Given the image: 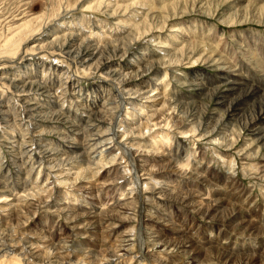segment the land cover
I'll use <instances>...</instances> for the list:
<instances>
[{"label":"rangeland","instance_id":"1","mask_svg":"<svg viewBox=\"0 0 264 264\" xmlns=\"http://www.w3.org/2000/svg\"><path fill=\"white\" fill-rule=\"evenodd\" d=\"M175 1L179 0H0V264H191L192 261L194 264H264V146L257 141L254 143L253 132L247 124L246 114H249L251 106L242 112L243 116L245 115L243 118L242 114L239 115L241 119L233 118L227 112V107L218 105V96L223 94L227 85L220 84L215 88L216 98L211 97L214 96L211 93L213 90L209 91L210 94L205 92L201 95L196 86V82L209 86L210 80L217 73L215 67L205 60L207 56L218 52L213 51L209 45L210 37L212 44L220 42L221 52L233 54L229 57L239 68L244 67L247 76L261 79L263 77L260 75L261 71L254 75L256 70L248 73L245 69L247 68L245 64H250L252 58L246 56L243 48L240 49L235 43L241 39L244 40L241 41L242 45L246 46L249 40L255 41L258 44L253 46L257 47L256 59L262 58L264 23L249 21L241 25H231L224 22L221 17L223 11L225 13L231 11L227 8L229 2L217 1L215 4L208 2L203 7L202 4L206 0H183V5L178 11L179 13L186 11L188 14L173 21L165 20L168 27L163 30L156 29L159 32L143 35L132 25L141 20H150L158 13L169 16L170 10L164 11V6ZM256 2L264 5V0H255L254 3ZM150 5L153 9H150ZM117 6L121 8L117 9ZM158 6L162 8L159 9ZM135 13L140 18L135 17ZM158 21L151 18L149 23L156 27ZM190 21L197 30L195 33L189 30L191 33L189 41L197 42L199 50L196 53H189L183 63L172 57L166 60V63L148 71L146 76H132L133 82L130 85H122L120 82L122 78L119 76L107 75L110 68L127 72L125 65L132 57H135L139 64L141 61L164 59L166 56L159 41L165 40L163 37L170 33L173 26L174 29L180 30V27ZM208 26L211 27L210 30ZM55 29L61 31V35L64 33L74 35L73 42H76L78 50L86 51L88 47L92 49L98 46L102 58L99 61L111 60L113 66L107 68L103 64H98V61L93 66L95 60L81 65L83 59L65 55L63 49L57 50L56 45H49L48 33ZM252 35L256 37L253 38ZM154 37L158 39L155 40ZM19 40L22 44V47L19 44L20 50L17 48ZM187 57H190V60ZM22 81H33L43 88L32 90L28 92L29 95L24 96L16 88L21 86ZM146 88L149 92L144 96L149 98L138 95L137 99H129L127 97L129 94L124 90L141 91ZM163 100L168 102L169 106L163 111L167 114L165 113L161 125L154 126L155 121H151L149 128L151 131L147 133L148 128H145L143 136L137 129L133 130L139 124L150 120L153 113H158ZM27 101L41 105L46 112L51 111L49 119L42 122V118L33 117L28 111L30 105ZM107 101H113L114 105ZM132 102L138 110L141 108L140 111L136 110L138 113L133 118L128 114L134 110L130 109L129 103ZM154 103H158V106H151ZM180 103L186 104L184 108L181 109ZM100 105L106 107L112 105L114 112L116 111L115 120L101 119L103 121L101 123V120L91 116L92 120L88 122L86 112L96 110ZM198 111L205 113L200 125L197 124ZM125 117L130 121L123 126L121 122ZM260 125L264 128V123ZM94 127L101 129L103 133L109 132L108 134L116 131L119 135L118 141L126 142L130 147L135 146L133 158L136 160L140 150H153L152 152L156 154L157 152L170 154L172 151L180 162L177 167H182V172L185 171L182 173L183 177L174 171L172 162L167 163L166 156L153 153L155 157H149V167L154 172L151 173L154 175L162 171L167 183L152 181L150 189L144 187L141 193L153 196L156 202H141L136 195V186L130 183L135 178L136 170L128 161L129 155L115 142L106 146L102 138L92 140L97 138V135H93L89 128L96 132ZM125 129L128 130L127 134ZM160 130L168 131L173 141L166 143L167 140H162L160 144L166 143L165 145L158 143L161 148L150 149L153 145L151 138ZM211 131L213 134L209 135ZM79 136H83L84 141L87 140L85 145L87 144L90 154L85 158L89 160L83 156H76L80 152L82 155L84 149L71 152L65 147L75 139H80ZM250 139L254 144L250 145ZM223 141L224 144L221 143ZM138 143L141 144L140 150ZM229 143L235 144L232 147ZM44 146L65 153L58 157L59 160L49 162ZM90 148H94L91 149L93 153ZM242 149L245 150L240 152ZM63 156L76 160L71 158L65 163L62 160ZM135 162L140 169L139 162ZM101 163L108 164L102 166ZM109 165L119 167L120 174L116 175L118 171L109 174L107 171L113 169ZM72 166L74 167L71 168ZM85 168L87 171H84ZM187 172L191 173V176H188ZM226 172L234 176L227 180L230 181L227 184L220 180ZM204 175H207V181L202 178ZM215 177L218 178L214 179ZM62 180L67 182L64 183ZM175 187L176 191L182 194L191 193L189 198H192V202L203 201L202 204L206 205L207 199L212 204L217 200L221 212L218 211L216 215H219L211 219V216H205L202 210L198 211L191 201L189 202L192 206L189 202L190 205L182 204L174 198L170 200L168 196L159 194L160 189L169 191ZM224 188L232 193L227 195L221 193ZM36 191L40 193L39 196ZM17 202L24 205V208L18 209V214L12 215ZM28 204H32V207L26 208ZM92 207L100 212L96 219L88 217ZM144 211L147 213L154 211L157 218L151 219H155L153 224L142 221L145 220L142 219ZM76 213H85L86 216L72 218ZM145 226L147 228L153 226L155 231L161 232L164 235L163 240L172 245L170 249L163 251L154 247L155 249L152 248L153 251L146 257ZM129 233H132L130 236L132 239L130 243L128 242L126 250L123 253L115 252L122 243L121 237ZM41 237L45 239L42 240ZM188 242H194L195 245L198 243L197 247H194L196 256L181 253L180 247ZM56 255L65 258L56 260Z\"/></svg>","mask_w":264,"mask_h":264},{"label":"bare ground","instance_id":"2","mask_svg":"<svg viewBox=\"0 0 264 264\" xmlns=\"http://www.w3.org/2000/svg\"><path fill=\"white\" fill-rule=\"evenodd\" d=\"M109 1V0H108ZM217 1H223V2H229V4H228V6H227V8H228V10H231V11H228V13H225L224 11H223V13H222V15H221V17H223V21L224 22H226V23H229V24H231V25H241L242 23H245V22H249V21H256L257 23H259V22H261V23H264V5H259L258 4V2H256V3H254V1L255 0H253V2H247V0L246 1H244V0H206V2L204 3L203 1V4H202V6L203 7H205V5H207V3L209 2H214V4H215V2H217ZM252 1V0H251ZM191 2V1H190ZM261 2V1H260ZM259 2V3H260ZM183 3V0H179V1H175V3H173V4H171V5H165L164 7V11H167V10H170V13H169V16L168 15H160L159 13L158 14H156V15H151L152 17V19H158L159 21L157 22V25H156V27H153V24L152 23H149V21L151 20V18H150V20H147L146 18H147V16H146V21L144 20H141V21H138V22H136V23H134V24H132L133 26H134V28L136 29V30H138L141 34H143V35H147V34H149V33H151V32H159V31H156V29H161V30H163V29H165V28H167L168 26L166 25V23H165V20L166 21H169V19H170V21L172 20H175V19H180V18H183L184 17V15H187L188 13L186 12V11H182L181 13H179V11H178V9L179 8H181L182 7V4ZM200 3V2H199ZM231 3V4H230ZM133 4H138V3H136V2H133ZM145 4V3H144ZM155 4V3H154ZM189 4V3H188ZM107 5V4H106ZM109 5V4H108ZM139 5V4H138ZM213 5V4H212ZM140 6V5H139ZM191 6V5H190ZM115 7V6H114ZM143 7V6H142ZM141 7V8H142ZM146 7V6H145ZM147 7H149V6H147ZM188 7V6H187ZM117 9H120L121 7L119 6H117L116 7ZM140 8V7H139ZM144 8V7H143ZM158 8L160 9V8H162V7H159L158 6ZM111 9V8H110ZM150 9H153V8H151V5H150ZM149 9V10H150ZM158 9V10H159ZM186 9V8H185ZM188 9V8H187ZM199 9V8H198ZM140 10V9H139ZM142 10H145V9H142ZM147 10V9H146ZM121 11V10H120ZM136 11V10H135ZM152 11V10H151ZM160 11V10H159ZM164 11H162L163 13H165ZM194 12V11H193ZM207 12V11H206ZM205 12V13H206ZM139 13V12H138ZM209 13V12H208ZM144 14V13H143ZM149 14V13H148ZM141 15V14H140ZM134 16L135 17H138V18H140V16L137 14V13H135L134 14ZM133 16V17H134ZM142 17V16H141ZM195 22H196V20H194ZM198 23H199V21H198ZM116 24H118V23H116ZM175 24V23H174ZM200 24V23H199ZM204 25V24H203ZM181 26V25H180ZM207 26V25H206ZM174 27V26H173ZM171 28V31H170V33L167 35V36H165V37H163L165 40L164 41H162V42H160L159 41V44H160V47L162 48V50H163V52H164V56H166L164 59H159V60H151V61H148V62H142L141 61V63L139 64V63H137V59L135 60L134 58L135 57H132V58H130V60H129V63H127L126 65H125V69H128V71L127 72H124V70H121V69H117V68H114V69H111L110 67H112L113 65H112V63H111V60H108V61H99L100 60V58H101V54L99 55V47L98 46H96L95 48H92V49H90L89 47L86 49V51H82V49L81 50H78L79 49V47L77 46V44H76V42H73V41H75V36L74 35H72V34H66V33H64V35H61L60 34V32L61 31H59L58 29H55L53 32H51V33H48V39H49V42H48V44L50 45V44H54V46L56 45V48H57V50H58V48L60 49L61 48V50L63 51V52H65V55L67 54V55H70V56H74V57H78L79 59H83V62L81 61L80 62V64L81 65H83V64H86L85 62H89V61H93V60H95V62L93 61V66H95L94 65V63H97V61H98V64H103L105 67H109L110 68V70L108 71V73H107V75L109 76H113V77H115V76H119V78H122V79H120V82L122 83V85H130V84H132V82H133V80H132V76L133 77H138V76H146L147 75V72L148 71H152L153 69H155L157 66H160L161 64H164V63H166V60H168V59H171L172 57H176L177 59H176V61L177 60H179V63L182 61V63H183V61H184V59H186L185 57L189 54V53H196L198 50H199V46L197 45V42L195 43V42H191V41H189V39H191V35H189V34H191V33H189V30H191L192 32H194L195 30H197L196 29V27H195V25H194V23L192 22V21H190V22H187L183 27H180V30L178 29V30H176V29H174V28ZM176 27V26H175ZM204 28H205V26H204ZM54 29V28H53ZM200 29V28H199ZM208 29L210 30L211 29V27L210 26H208ZM35 30V29H34ZM66 30V29H65ZM169 30V29H168ZM36 31V30H35ZM137 31V32H138ZM204 30H202V32H203ZM20 32V31H19ZM30 32V31H29ZM63 32V31H62ZM138 32V33H139ZM201 32V33H202ZM195 33V32H194ZM198 33H200V32H198ZM17 35V34H16ZM28 35V34H27ZM193 36H194V34H192ZM215 35H216V33H215ZM246 34H244V36H245ZM192 36V37H193ZM204 36V35H203ZM217 36H219L218 34H217ZM241 36V35H240ZM239 36V37H240ZM14 37V36H13ZM18 37V36H17ZM131 37V36H130ZM210 37V36H209ZM216 37V36H215ZM252 37H253V35H252ZM254 37H256V36H254ZM253 37V38H254ZM26 38V37H25ZM27 38H28V36H27ZM212 37H210V39H211ZM223 38V37H222ZM242 38V37H241ZM8 39V38H7ZM12 39V38H11ZM131 39V38H130ZM153 39H155V40H157L158 38H156V37H154ZM175 40V41H171V40ZM180 39H182L181 41H180ZM201 39V38H200ZM206 39V38H205ZM210 39H208V43H210L209 45H211V48H212V50L214 51V50H217L218 52H215V54H213V55H209V56H207L206 57V59L205 60H208V62L209 63H211V66H213V67H215V70L217 71V73L214 75V77L210 80V82H209V86H206V85H202V83H200V82H196V86H197V89H198V91H199V93H201V95H203L205 92H207L206 94H210L209 93V91H211V90H213L211 93L214 95V96H211L212 98L213 97H215V96H217L216 95V92L217 91H215V88H217L218 87V85H220V84H225V85H227V88L224 90V92H223V94L222 95H220V96H218L219 98H218V105H221L222 107H227V112H229V114H230V116L231 117H237V118H239V119H241L240 117H239V115H241L242 114V112H244L245 111V109H246V107L247 108H249L250 109V106H251V109H250V111H249V114H251V116H249V114H246L247 115V124H248V126H250L251 127V131L253 132L252 134H253V138L252 139H255L254 140V143H255V141H257V143L258 142H260V143H262V146H264V128L260 125L261 123H264V54H262L261 55V53H260V55L261 56H263L262 58L260 57V58H258V59H256V56L258 57V53H257V47L256 48H254L253 46L254 45H258V44H256V42L254 41V42H252L251 40H249L248 41V43L247 44H245L246 46H243L242 45V43H241V41H244V40H241V39H239V40H236V43L235 44H237V45H239L240 46V49L241 48H243V52H245L244 54L246 55V56H249L250 58H252V59H250L251 61V63L250 64H245V66H247V68H245L247 71H248V73H250V72H252L253 71V69L254 70H256L257 72H255L254 73V75H256V73H258V71H261L260 72V75L262 74L263 75V77H261V79H256V77H255V79H252L253 78V76H252V78H250L249 76H247V72L245 71L244 72V70H243V68L242 67H238L237 65H235V63H233V61H232V59H231V57H229L230 55H233L231 52L229 53V55L228 54H226V53H223V52H221V50H220V42L218 41V44L216 43H213L212 44V42H210ZM214 39V38H213ZM224 39V38H223ZM238 39V38H237ZM243 39V38H242ZM257 39V38H256ZM204 40V39H203ZM212 40V39H211ZM220 41H221V38L219 39ZM225 40V39H224ZM8 41V40H7ZM86 41V40H85ZM84 41V42H85ZM206 41V40H205ZM6 42V41H5ZM23 42V41H22ZM199 42H200V40H199ZM204 42V41H203ZM225 42V44H226V41H224ZM261 42V41H260ZM18 43V42H17ZM200 43H202V42H200ZM262 43V42H261ZM20 40H19V43H18V46H17V48L19 49L20 47V45H21V47H22V44H20ZM85 44V43H84ZM87 44V43H86ZM215 44V45H214ZM17 45V44H16ZM69 45V46H68ZM81 45V44H80ZM259 45H261V44H259ZM5 46H3V48H4ZM11 47V46H10ZM85 47V46H84ZM220 47V48H219ZM49 48H51V47H49ZM117 48V47H116ZM208 48H210V46L208 47ZM222 48H223V46H222ZM55 49V48H54ZM237 49V48H236ZM4 50V49H3ZM20 50V49H19ZM66 50V51H65ZM225 50V49H224ZM232 50V52H234L233 51V49H231ZM223 51V50H222ZM259 51V50H258ZM16 52H17V50H16ZM114 52H115V50H114ZM152 52V51H151ZM225 52V51H224ZM229 52V51H228ZM238 52V51H237ZM264 52V51H263ZM19 53V52H18ZM145 53H146V51H145ZM151 54V53H150ZM201 54V53H200ZM1 55V54H0ZM9 55V57H10V53L8 54ZM153 55V54H152ZM190 55V54H189ZM235 55V54H234ZM7 56V55H6ZM115 56V55H114ZM193 56V55H192ZM194 56H195V54H194ZM197 56V55H196ZM8 57V58H9ZM12 57V56H11ZM142 57V56H141ZM146 57V56H145ZM151 57H153V56H151ZM234 57V56H233ZM77 58V59H78ZM104 58V57H103ZM139 58V57H138ZM190 57H187V59H189ZM191 58H195V57H191ZM204 58H205V56H204ZM102 59V58H101ZM235 59V58H234ZM241 59V58H240ZM190 60V59H189ZM236 60V59H235ZM243 60V59H242ZM188 61V60H187ZM192 61V60H191ZM200 61H201V59H200ZM193 62H195V61H193ZM198 62V61H197ZM235 62V61H234ZM169 64L170 63H172V62H168ZM187 63V62H186ZM188 63H189V61H188ZM196 63V62H195ZM190 64V63H189ZM194 64V63H193ZM89 65V64H88ZM87 65V66H88ZM92 65V64H91ZM97 65V64H96ZM131 66H133V67H131ZM92 67V66H91ZM28 68V67H27ZM102 68V67H101ZM133 68V69H132ZM96 69V68H95ZM98 73V72H97ZM105 73V72H104ZM193 74H195V76L197 75V73H193ZM253 74V73H252ZM258 75V74H257ZM194 76V77H195ZM259 76V75H258ZM8 79V78H7ZM116 80H119L118 78H115ZM0 80H1V78H0ZM19 80V79H18ZM16 82H17V80H15ZM19 82V81H18ZM12 83V82H11ZM18 85V84H17ZM125 87V86H124ZM212 89H211V88ZM16 88L19 90V91H21L23 94L22 95H24V96H26V95H29L28 94V92H30V91H32V90H35V89H42L43 87L41 86V85H39L38 83H36V82H33V81H31V82H28V81H22L21 82V86H16ZM128 94H129V96H127L129 99H137V96L139 95V96H142L143 98H147L148 96H144V95H146L149 91H148V89L146 88V90H141V91H139V90H132V89H130V90H126V89H124ZM217 90V89H216ZM221 91V90H220ZM107 92V91H106ZM126 92H124V93H126ZM27 93V94H26ZM110 94V93H109ZM211 94V95H212ZM125 95V94H124ZM138 96V97H139ZM205 96V95H204ZM141 97V98H142ZM108 98H110V97H108ZM149 98V97H148ZM216 98V97H215ZM126 100V99H125ZM159 100V99H158ZM105 101V100H104ZM164 101V100H163ZM28 102V101H27ZM107 102H109L110 104H113V101H107ZM141 102V101H140ZM152 102H157V101H152ZM7 103V102H6ZM106 103V102H105ZM123 103H124V100H123ZM163 103V105H162V107H161V110H159V112L158 113H153L152 114V117H148L150 120H147V121H145L144 123H141V124H139L138 126H136V127H134L133 128V130L134 129H137L138 131H139V134L140 135H142V133L144 132V129L145 128H148V131H147V133L148 132H150L151 131V129H149L150 128V125H151V121H155V124H154V126L155 125H161L160 123H162L163 122V118H164V115H165V113L166 112H163V111H166L167 110V108H168V106H169V104H168V102H162ZM178 103V102H177ZM129 104H131V107H130V109L132 108V109H134L133 110V112L130 114V113H128L132 118L133 117H135L136 115H137V111H140V109L138 110L137 108V106H133L134 105V103L132 102V103H129ZM158 103H154L153 105H151V106H156ZM171 104V103H170ZM175 104V103H174ZM179 104V103H178ZM180 104H182V103H180ZM195 104V103H194ZM28 105H30V108L28 109V111H29V113H32L31 115L33 116V117H36V118H42V122L44 121H47L48 119H49V114H51V111H48V112H46V111H44V109H42L43 107L41 106V105H37V103H31L30 101L28 102ZM105 105H107V103L105 104ZM114 105V104H113ZM184 105H186V104H182V106H181V109L182 108H184ZM188 105V104H187ZM217 105V106H218ZM3 106H6V104H3ZM8 106V105H7ZM10 106V105H9ZM158 106V105H157ZM29 107V106H28ZM195 107V106H194ZM119 108V107H118ZM176 108H177V106H176ZM178 108H179V106H178ZM221 108V107H220ZM187 109V108H186ZM87 110V109H86ZM114 110L115 109H113V107H112V105H111V107H106V106H97L96 107V110H89L88 112H86V113H88V114H86V115H88L87 116V121L89 122L90 120H92V118H91V116H94V117H96L97 119H99V120H101V119H105V121H108V120H112V119H114V114H115V112H114ZM137 110V111H136ZM189 110H191V109H189ZM223 110V109H222ZM175 112H176V110H174ZM173 111V112H174ZM225 111V110H224ZM4 112L5 111H3V114L2 115H4ZM118 112V111H117ZM119 112H120V110H119ZM119 112L117 113V114H119ZM157 112V111H156ZM121 113V112H120ZM188 113V112H187ZM9 114V113H8ZM167 114V113H166ZM176 114V113H175ZM195 114H196V112H195ZM204 114L205 113H203V112H201V111H198L197 112V116H198V120H199V122L197 123V124H199L200 125V123L202 124V119H204ZM226 114H228V113H226ZM228 114V115H229ZM244 114V113H243ZM243 114L241 115V117L243 118L244 116H243ZM52 115H53V113H52ZM116 116V115H115ZM151 116V115H150ZM32 117V118H33ZM119 117V116H118ZM35 118V119H36ZM69 118V117H68ZM80 118V117H79ZM121 118V117H120ZM119 119V118H118ZM118 119H116V121H118ZM167 119V118H166ZM172 119H173V117H172ZM197 119V118H196ZM232 119V118H231ZM14 120V119H13ZM16 120V119H15ZM14 120V121H15ZM19 120V119H18ZM115 120V119H114ZM120 120V119H119ZM130 121V119H126V117H125V119L124 120H122V124H123V126L125 125V124H127V121ZM233 120V119H232ZM6 121H7V119H6ZM53 121V120H52ZM102 121V120H101ZM104 121V122H105ZM49 122V121H48ZM96 122V121H95ZM100 122V121H99ZM240 122V121H239ZM47 123V122H46ZM101 123H103V121L101 122ZM166 123V122H165ZM242 123V122H241ZM87 124V123H86ZM92 125V124H91ZM95 125V124H94ZM103 125V124H102ZM102 125H98V126H102ZM136 125V124H135ZM206 125H207V123H206ZM211 125V124H210ZM37 126V125H36ZM98 126L96 127V128H98ZM122 126V127H123ZM195 126H197V125H195ZM89 127H91V126H89ZM180 127V126H179ZM178 127V128H179ZM206 127H208V125L206 126ZM224 127H226V126H224ZM88 128V127H87ZM95 128V127H94ZM95 128V129H96ZM129 128V127H128ZM36 129V128H35ZM92 128H89V130H90V132L93 134V135H97V138H94V139H92V140H94V141H96V139H103V142H105L104 144L107 146V145H109V144H111V143H114L115 142V144L116 145H120L121 147H122V149L124 150V152H125V154H128L129 155V159L130 160H128L129 162H131V164H133L134 165V169L136 170V174L134 175L135 176V178H133L131 181H130V183H132V184H134V186H136L135 188L137 189V197L141 200V202H143L144 203V201H151V202H153V201H155L154 199H153V196H147V195H145V194H143V193H141V191H142V189L144 188V187H146V189L148 188V189H150V184L152 183V181H156V183H161V182H166V177H165V175L164 174H162L163 172L161 171V172H156V174H152V173H154V172H152V169H150V161H149V157H151V156H154V154L153 153H155V152H152L151 150H140V149H142L141 148V144H139L138 145V148H139V150H140V153H138L137 154V159L138 160H136V159H134L133 158V147H135V146H128V145H130V144H126V142L125 143H121L120 141H118V137H119V135H118V133H116V131H114V132H112L111 134H112V136H111V134H108V133H103L102 131H101V129H96V132H93L92 130H94V129H92ZM130 129V128H129ZM196 129V128H195ZM199 129V128H198ZM41 130V129H40ZM126 130V129H125ZM131 130V129H130ZM76 131V130H75ZM74 131V132H75ZM107 131H108V129H107ZM132 131V130H131ZM166 130H160V131H158L157 132V134L156 135H154L152 138H151V142H152V144L153 145H151V148L150 149H153V148H156V149H158V148H161V146H158L159 144H160V142L162 141V140H167V142L166 143H168V142H171V141H173L172 140V138L170 137V133H167V132H165ZM196 131V130H195ZM214 131V130H213ZM77 132H79V131H77ZM76 132V133H77ZM127 132H128V130H126V133L125 134H127ZM132 132H134V131H132ZM187 132V131H186ZM212 132V131H211ZM211 132H209L208 134L210 135H212L213 134V132L211 133ZM81 134H82V130H81V132H80ZM79 133V134H80ZM85 133V132H84ZM86 133H87V131H86ZM85 133V134H86ZM79 134H77V135H79ZM80 134V135H81ZM122 134V133H121ZM120 134V135H121ZM124 134V135H125ZM184 134H185V131H184ZM206 134V133H205ZM204 134V135H205ZM231 134V133H230ZM129 135V134H128ZM144 135V134H143ZM142 135V136H143ZM203 135V136H204ZM208 135V136H209ZM241 136V135H240ZM6 137H8V136H6ZM80 137V136H79ZM88 137V136H87ZM91 137V136H90ZM89 137V138H90ZM125 137V136H124ZM206 138V137H205ZM72 139V138H71ZM80 139H82V141L80 140ZM80 139H75V141H72L71 142V144L70 145H67V146H65V147H67L71 152H73V151H78L79 149H84V151H83V153H82V155H81V152H80V154H77V153H75V154H77L76 156L77 157H80V156H83L84 158L87 156H89V150H88V148H87V144L85 145V142H87V140H85L84 141V139H83V136L82 137H80ZM101 139V140H102ZM153 139V140H152ZM220 139V138H219ZM218 138H217V140H219ZM252 139H250L251 140V143H250V145H252V144H254V143H252ZM14 140V139H13ZM25 140V139H24ZM91 140V139H90ZM89 140V141H90ZM119 140H120V138H119ZM123 140H125V139H123ZM88 141V142H89ZM228 141V140H227ZM232 141V140H231ZM11 142V141H10ZM33 142V141H32ZM92 142V141H91ZM230 142V141H229ZM233 142V141H232ZM239 142V141H238ZM12 143V142H11ZM20 143H22V142H20ZM99 143V142H98ZM159 143V144H158ZM166 143H163L164 145L166 144ZM222 144H224V141L223 142H221ZM225 143H226V140H225ZM17 144V143H16ZM19 144V143H18ZM17 144V145H18ZM90 144V143H89ZM94 144V143H93ZM103 144V143H102ZM103 144V146H105ZM132 144V143H131ZM163 144H160V145H162L163 146ZM179 144V143H178ZM181 144V143H180ZM179 144V145H180ZM221 144V145H222ZM234 144L235 143H233V144H231L230 145V143H229V145L230 146H234ZM23 145V144H22ZM92 145V144H91ZM150 145V144H149ZM250 145H249V147H250ZM21 146V145H20ZM167 146V145H166ZM226 146H228V144L226 145ZM45 147V146H44ZM90 147V146H89ZM24 148V147H23ZM23 148H20V149H23ZM46 148V147H45ZM95 148L97 149V147L95 146ZM103 148V147H102ZM165 148V147H164ZM171 148V147H170ZM230 148V147H229ZM91 149H94V148H90V150ZM109 149V148H108ZM168 149H169V147H168ZM190 149V148H189ZM245 149H246V147H245ZM245 149H242V150H240V152L241 151H244ZM26 150V149H25ZM107 151V150H106ZM171 151V150H170ZM183 151V150H182ZM196 151V150H195ZM45 152H46V154H47V157H48V160H49V162L50 161H53V160H59V158L58 157H62V155H63V153H65V152H61L60 150H55V149H53V148H50V147H48V148H46V150H45ZM91 152H92V150H91ZM177 152V151H176ZM179 152V151H178ZM93 153V152H92ZM91 153V154H92ZM100 153V152H99ZM136 153V152H135ZM182 153V152H181ZM247 153V152H246ZM178 154V153H177ZM176 154V155H177ZM187 154V153H186ZM245 154V153H244ZM155 155H160V156H166L167 158H165V159H168V162L167 163H173L174 164V171H176L177 172V175L178 176H182L184 173H185V171L184 172H182L183 171V169H182V167H177L179 164H180V162H179V159H178V157L177 156H175L173 153H172V151H171V153L170 154H168V153H166V152H163V153H158L157 152V154L155 153ZM181 155V154H180ZM249 155V154H248ZM52 156H55L56 158H52ZM123 157L122 158H124V155H122ZM250 156H252V155H250ZM42 157V156H41ZM51 157V158H50ZM64 157H66V158H64ZM82 157V158H83ZM155 157V156H154ZM182 157V156H181ZM188 157V156H187ZM72 158V157H71ZM70 157H68V156H63V158H62V160H64V162L65 161H68V160H70L71 159ZM114 158H116V156L114 157ZM189 158V157H188ZM72 159H74V161L76 160L75 158H72ZM86 159V158H85ZM112 159V158H111ZM117 159H118V157H117ZM205 159V158H204ZM86 160H89V159H86ZM203 160V159H202ZM2 161V160H1ZM72 161V160H71ZM112 161V160H111ZM115 161V160H114ZM113 161V162H114ZM126 161V160H125ZM135 161H138L139 162V167H140V169L139 168H137V166L134 164V163H136ZM186 161V160H185ZM3 162V161H2ZM77 162V161H76ZM90 162V161H89ZM128 162V163H129ZM179 162V163H178ZM28 163V162H27ZM27 163H25V164H27ZM66 163V162H65ZM68 163V162H67ZM114 163H117V162H114ZM93 164V163H92ZM102 164V166H104V165H107V164H105V163H101ZM110 164V163H109ZM125 164H126V162H125ZM130 164V163H129ZM128 164V165H129ZM196 164V163H195ZM70 165V164H69ZM133 165H132V168H133ZM166 165V164H165ZM164 165V166H165ZM172 165V164H171ZM25 166V165H24ZM35 166V165H34ZM79 166V165H78ZM77 166V167H78ZM100 166V165H99ZM109 166H111V167H113V165H109ZM182 166V165H181ZM2 167V166H1ZM74 166H72L71 168H73ZM35 167H33V169H34ZM83 168V167H82ZM131 168V167H130ZM131 168V169H132ZM164 168V167H163ZM202 168V167H201ZM23 169V168H22ZM125 169V168H124ZM3 170V169H2ZM81 170H83V169H81ZM89 170V169H88ZM126 170V169H125ZM124 170V171H125ZM139 170H140V172H139ZM84 171H87V169L85 168V170ZM115 171H118L117 173H116V175L117 174H120L119 172H120V169H119V167H113V169L111 168L109 171H107L109 174L111 173V172H115ZM122 171V170H121ZM19 172V171H18ZM81 172H83V171H81ZM152 172V173H151ZM175 172V173H176ZM26 173V172H25ZM79 173V172H78ZM77 173V174H78ZM140 173V174H139ZM183 173V174H182ZM190 173V172H189ZM193 173V172H192ZM229 173V174H228ZM226 172L224 175H223V178H221L220 180H221V182H225L226 184L228 183V182H230V181H227V180H230V179H232V178H234V176H232V174L230 173V172ZM187 174H188V172H187ZM194 174H198V173H194ZM193 174V175H194ZM122 175V174H121ZM126 175V174H125ZM192 175V176H193ZM207 175H208V173H207ZM207 175H204L202 178H204L205 179V181H207L208 179H207ZM185 176H187L186 174H185ZM188 176H191V173L190 174H188ZM195 176V175H194ZM193 176V177H194ZM198 177H200L199 175H197ZM216 176V175H215ZM86 177V176H85ZM110 177V176H109ZM126 177V176H125ZM183 177V176H182ZM219 177V176H218ZM218 177H215L214 179H216V178H218ZM222 177V176H221ZM129 178V177H128ZM189 178V177H188ZM201 178V177H200ZM129 179H131V178H129ZM128 179V180H129ZM203 179V180H204ZM213 179V178H212ZM226 180V181H225ZM5 181V180H4ZM60 181V180H59ZM63 181V180H62ZM212 181V180H211ZM235 181V180H234ZM64 183H66L67 181H63ZM61 183V182H60ZM128 183V182H127ZM155 183V184H156ZM167 183V182H166ZM169 183V182H168ZM211 184V183H210ZM231 184V183H230ZM6 185H7V183H6ZM207 185V184H206ZM160 186V185H159ZM173 186V185H172ZM3 187H5V186H3ZM2 187V188H3ZM169 187V186H168ZM174 187V186H173ZM230 187V186H229ZM10 188V187H9ZM8 188V189H9ZM39 188V187H38ZM156 188V187H155ZM155 188H153L152 190H154ZM170 188V187H169ZM6 189V188H5ZM7 189V190H8ZM160 189V188H159ZM163 189V188H162ZM164 189H166V188H164ZM173 189V188H172ZM225 189V188H224ZM11 190V189H10ZM127 190H129V189H127ZM158 190V189H157ZM178 190H180V189H178ZM3 191H4V189H3ZM32 191V190H31ZM133 191V190H132ZM189 191V190H188ZM187 191V192H188ZM191 191V190H190ZM189 191V192H190ZM1 192V191H0ZM11 192V191H10ZM37 192V191H36ZM154 192H155V190H154ZM38 193V192H37ZM37 193H35V194H37ZM157 193H159V192H157ZM156 193V194H157ZM184 193H186L185 191H184ZM219 193V192H218ZM221 193H223V194H226L227 195V193H229V194H231L232 192H230V191H228L227 189H225L223 192H221ZM39 194L40 193H38L37 195L39 196ZM154 194V193H153ZM159 194H161V195H163L164 197H166V196H168L169 198L168 199H176L177 200V202H180V203H187V204H189L190 202L189 201H191L192 200V198L190 199L189 197L192 195L191 193H187V194H182V192H179V191H176V187H175V189L174 190H169L168 191V189L167 190H164V191H161V189H160V193ZM196 194V193H195ZM199 194V193H198ZM34 195V194H33ZM141 195V196H140ZM158 195V194H157ZM160 195V196H161ZM200 195V194H199ZM202 195H204V193H202ZM37 196V197H38ZM155 196V195H154ZM162 196V197H163ZM195 196V195H194ZM205 196V195H204ZM204 196H203V199H204ZM157 196H155V198H156ZM195 198V197H194ZM126 199V198H125ZM167 199V198H166ZM200 199H202V198H200ZM207 199V198H206ZM209 199H207V202H206V205H204V204H202V202H199V201H195L194 200V202H192L191 201V203H193L198 209V211H200V210H202L204 213H205V216H211L210 218L211 219H214V218H216V216H218V215H216L217 213H219V212H221V211H219L220 210V204L219 203H216L217 202V200L215 201V203L214 204H212V202H209L208 201ZM19 201V200H18ZM174 201V200H173ZM133 202V201H132ZM156 202V201H155ZM160 202V201H159ZM189 202V203H188ZM128 203V202H127ZM134 203V202H133ZM138 203V202H137ZM154 203V202H153ZM190 203V204H191ZM57 204H58V202H57ZM122 204V203H121ZM130 204H131V202H130ZM129 204V205H130ZM186 204V205H187ZM189 204V205H190ZM123 205V204H122ZM20 206V207H19ZM27 207L26 208H30V207H32V204H28V205H26ZM126 206V205H125ZM191 206H192V204H191ZM127 207H128V205H127ZM126 207V208H127ZM195 207V208H196ZM21 208H24V205H20L19 204V202H17V207H14V211H12V215L13 214H18V209H21ZM25 208V209H26ZM129 208V207H128ZM144 208H146V207H144ZM15 209H17V210H15ZM58 209V208H57ZM61 209V208H60ZM66 209V208H65ZM70 209V208H69ZM119 209V208H118ZM131 209V208H130ZM71 210H72V208H71ZM74 210H77V209H74ZM116 210V209H115ZM123 210V209H122ZM125 210V209H124ZM146 210V209H145ZM222 210V209H221ZM152 211V210H151ZM219 211V212H218ZM224 211V210H223ZM59 212V211H58ZM150 212V211H149ZM147 213V212H142V219H145V220H142V221H148V222H150V223H152L153 224V222H155V219L154 220H151L152 218H157L156 217V214L154 213V211L153 212H150V213ZM66 213V212H65ZM99 214H100V212H97V209L95 208V207H92V212H90V216H89V214H88V217H91V218H97V216H99ZM71 215V214H70ZM69 215V216H70ZM140 215V214H139ZM138 215V216H139ZM84 216H86L85 215V213L84 214H73V216H72V218H74V217H84ZM112 216V215H111ZM101 217V216H100ZM221 217V216H220ZM205 218V217H204ZM70 220H71V218H70ZM125 220V219H124ZM162 221V220H161ZM148 222H146V223H148ZM80 225V224H79ZM118 225V224H117ZM110 226V225H109ZM121 226V225H120ZM146 227V226H145ZM153 227V226H152ZM152 227H146L147 228V234H146V236H147V242H146V244H145V246H144V249H145V256L146 257H148L149 256V254H150V252L151 251H153V249H155L154 247H157V249L158 248H161L163 251L164 250H167L169 247H171L167 242H165L164 240H163V236L164 235H162V233L161 232H158V231H155V229H154V227L152 228ZM141 228V227H140ZM177 231H178V229H177ZM124 232V231H123ZM125 233V232H124ZM108 234V233H107ZM204 234V233H203ZM207 234V233H206ZM205 234V235H206ZM123 235V234H122ZM132 235V233H129V234H127V235H124L123 237H121L122 238V240L120 241V242H122V243H120L119 245H118V247H117V250L115 251V252H121V253H123V251H125L126 250V247H127V245H128V242L132 239L130 236ZM42 238V237H41ZM45 238H42V240H44ZM171 241V240H170ZM189 241V240H188ZM212 241V240H211ZM119 242V241H118ZM117 243V242H116ZM130 243V242H129ZM177 243V242H176ZM200 243V242H199ZM198 244V243H197ZM197 244L195 245L194 244V242H188L187 244L186 243H184V245L182 246V247H180L181 248V253H183L184 255L185 254H191V255H197V252H195V249L196 248H194V247H197ZM130 245V244H129ZM54 246H56V245H54ZM153 248V249H152ZM170 249V248H169ZM63 250V249H62ZM93 251V250H92ZM162 251V252H163ZM198 251V250H197ZM234 251V250H233ZM114 252V253H115ZM135 252V251H134ZM64 253V252H63ZM120 253V254H121ZM199 253V252H198ZM4 255V254H3ZM60 255V254H59ZM195 255V256H196ZM198 255H200V254H198ZM57 256V258H56V260H61V259H64L65 257H63V256H58V255H56ZM65 256V255H64ZM194 256V257H195ZM194 257H193V259H194ZM133 258V257H132ZM54 259H55V257H54ZM125 259V258H124ZM154 259H156V258H154ZM162 260V259H161ZM161 260H159V261H161ZM166 260V259H165ZM60 262V261H59ZM58 262V263H59ZM118 262V261H117ZM161 262H163V261H161ZM160 262V263H161ZM165 262V261H164ZM146 263V262H145ZM60 264V263H59ZM147 264V263H146ZM191 264H194V261H192V263ZM200 264V263H199Z\"/></svg>","mask_w":264,"mask_h":264}]
</instances>
